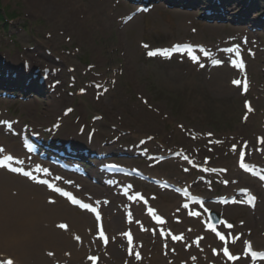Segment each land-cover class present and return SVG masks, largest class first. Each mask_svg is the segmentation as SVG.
I'll return each mask as SVG.
<instances>
[{"label": "rangeland", "instance_id": "rangeland-1", "mask_svg": "<svg viewBox=\"0 0 264 264\" xmlns=\"http://www.w3.org/2000/svg\"><path fill=\"white\" fill-rule=\"evenodd\" d=\"M30 1L0 0V7L8 15L12 14L13 23L9 34L14 38L13 43L0 30V43H4V46L0 45V55L10 59L18 58L22 65V55H26L30 60L38 61L36 65L40 68L46 65L57 67L59 71L56 78L64 81L62 87L73 91L87 88L88 83L96 85L98 89L102 86L100 82L110 84L111 88L106 92L104 100L101 99L104 97L102 94L100 97L96 95V88V91H90L84 96L66 94L60 98L64 103L52 111V118L48 120L44 118L49 115L44 113L48 108V99H43L42 103L31 99V104H27L30 116L23 115L26 122L50 124L63 108L73 103L78 106V113L80 110L85 112L87 121L92 114L104 116L97 123L99 132L96 134L95 147L122 134L118 142L114 143L116 148L135 144L141 137L149 135L156 136L162 143V150L168 146L197 145L179 128V124L187 130L193 127L196 131L215 132L217 137L238 134L253 138L254 134L264 133V52L252 64V72L259 82L256 91L258 96L254 101L256 113L247 124H242V99L238 90L230 89L229 84L230 78L236 73L227 66L185 75L186 65L176 61H148L141 52V40L156 45L191 36L190 26L186 22L194 20L193 15H184L176 10L155 9L145 16H138L125 26L119 18L130 9L116 6L113 0H33L32 7ZM230 33V25L220 27L215 34L200 28L192 38L216 41V38H223ZM48 48L51 54L47 52ZM61 58L66 61L65 65L52 64V61ZM68 66H75L76 69L71 73ZM72 76L77 80L76 87L69 86ZM58 91H61V87ZM140 95L147 98V103L143 102ZM10 104L6 102L2 106ZM22 108L23 103L13 106L12 116H21ZM242 126L246 130L240 129ZM121 127L124 130L121 131ZM155 144L153 142L151 145ZM226 153V149H217L211 153L208 148H204L200 157H212L214 166L226 163L232 165L229 177L233 178L237 174L235 158L232 159ZM170 162L158 166L157 170L161 169L160 173L169 170L172 178L188 176L182 173L178 164ZM226 190L223 188L220 192ZM248 214L257 221L256 229L252 228L253 235H261L264 231L263 203L254 213L239 206L226 209V215L232 219H245ZM64 218L66 220V217L58 216L51 221Z\"/></svg>", "mask_w": 264, "mask_h": 264}, {"label": "bare ground", "instance_id": "bare-ground-1", "mask_svg": "<svg viewBox=\"0 0 264 264\" xmlns=\"http://www.w3.org/2000/svg\"><path fill=\"white\" fill-rule=\"evenodd\" d=\"M31 1L30 7L33 6ZM255 1L258 0H252V4H254ZM240 5L242 6V3L237 4L235 9L237 8V10H239ZM242 7L239 13L244 15L245 9ZM215 26L218 25H210V27ZM50 98L51 104L49 106L52 108V111L58 109L59 106L64 103L56 97L50 96ZM104 98L101 99L104 100ZM82 115L84 114L80 113V116ZM85 117L86 116L83 118ZM75 127L76 124H70L69 126L72 130H75ZM240 129L246 130V127L242 126ZM4 175L5 174H0V178ZM19 181L21 183L6 178L3 183L0 181V248L5 249V252H13L18 259L25 261L34 259L38 262L48 264L50 259L43 256L40 252L43 249V245L46 244L45 240L51 241L50 244L55 245L57 250H61L68 246L73 247V244L68 239L61 237V232L48 230L41 227L40 224L44 219L55 215L69 214L65 213L66 210L63 207L44 205L42 202L44 199L43 197L36 196L34 198H29L27 195L31 194L35 185H29L22 180ZM17 185L19 194L22 196L15 195L13 192L9 195L11 187ZM164 206L165 205L162 206L163 209H167L166 206ZM70 217L76 226L81 227L86 224V221L83 219H78L72 215H70ZM35 240L37 241L34 242ZM261 242H264V240H256V243L259 245ZM74 257L79 260L80 253L75 252Z\"/></svg>", "mask_w": 264, "mask_h": 264}, {"label": "snow or ice", "instance_id": "snow-or-ice-1", "mask_svg": "<svg viewBox=\"0 0 264 264\" xmlns=\"http://www.w3.org/2000/svg\"><path fill=\"white\" fill-rule=\"evenodd\" d=\"M177 50H179V49H177ZM168 54H169L168 52H166V51L164 52V55H168ZM149 55H157V53H156V52H150ZM193 59H196V57H193ZM214 63H220V61H214ZM239 66L242 67L243 65L241 64V65H239ZM233 83H235V84H237V85H241V84H242V82L239 81V80H235V81H233ZM243 86H244V88H245V90H246V88H247V84H246V83H243ZM69 111H71V109H69ZM234 147H235V146H234ZM0 151H3V149H0ZM11 159H12L11 156H5L3 160H0V165L6 164L7 161H8V160H11ZM11 170L14 171V172H23V174H24L25 176H29V177L32 176V173L27 172V171H24V170L21 169V168H12ZM45 171H46V170H45ZM57 190L59 191V189H57ZM64 194H65V195H68V193H64ZM251 199L254 200L255 197H252ZM72 202L75 203V204H81V202H80L79 200H76L75 198H72ZM81 207L89 208L90 205H88V204H81ZM185 207H186V206H185ZM149 211L152 212V211H154V210L149 209ZM192 214H193V215H197V213H195V212H193ZM156 218H157L158 220L160 219L159 216H157ZM59 227H60L61 229H66L68 226H67L66 224H60ZM228 227H231V225H228ZM125 235L128 236L129 243H131V240H132L131 234H130V233H125ZM101 236H103V232H101ZM173 238H174V239H182V237H180V236H176V237H173ZM76 239L79 240L80 237L77 236ZM220 239H221V240H224V239H225L224 235H220ZM105 243H107V238H106V237H105ZM224 253H225L226 255H229V258H230V259H236V257L231 256V255L229 254L227 248L224 249ZM49 255H53V253H49ZM136 258H137V259L139 258V253H136ZM90 259L95 260L96 258H95V257H90ZM0 264H14V260L11 259V258H0Z\"/></svg>", "mask_w": 264, "mask_h": 264}]
</instances>
